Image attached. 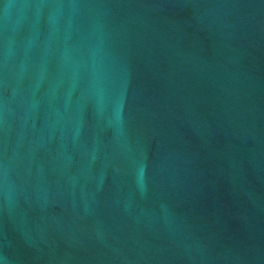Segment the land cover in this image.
Masks as SVG:
<instances>
[{
  "label": "water",
  "instance_id": "1",
  "mask_svg": "<svg viewBox=\"0 0 264 264\" xmlns=\"http://www.w3.org/2000/svg\"><path fill=\"white\" fill-rule=\"evenodd\" d=\"M0 264H264V0H0Z\"/></svg>",
  "mask_w": 264,
  "mask_h": 264
}]
</instances>
